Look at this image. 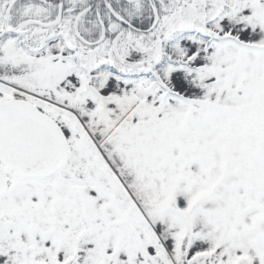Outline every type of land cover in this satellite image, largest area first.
<instances>
[{
  "label": "snow or ice",
  "instance_id": "6c2138e0",
  "mask_svg": "<svg viewBox=\"0 0 264 264\" xmlns=\"http://www.w3.org/2000/svg\"><path fill=\"white\" fill-rule=\"evenodd\" d=\"M0 264H264V0H0Z\"/></svg>",
  "mask_w": 264,
  "mask_h": 264
}]
</instances>
